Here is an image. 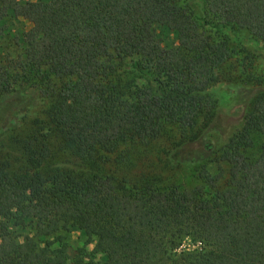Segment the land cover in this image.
<instances>
[{
    "label": "trees",
    "instance_id": "obj_1",
    "mask_svg": "<svg viewBox=\"0 0 264 264\" xmlns=\"http://www.w3.org/2000/svg\"><path fill=\"white\" fill-rule=\"evenodd\" d=\"M7 15L29 27L5 44L15 56L0 48V94L27 81L48 103L17 136L18 157L0 151V264H264V76L220 106L205 92L230 51L201 29L264 42V0H0ZM126 57L149 83L114 85ZM203 130L225 144L198 146ZM163 137L161 161L150 144ZM130 151L192 164L198 182L165 183L150 167L132 177ZM186 238L200 246L178 250Z\"/></svg>",
    "mask_w": 264,
    "mask_h": 264
},
{
    "label": "rangeland",
    "instance_id": "obj_2",
    "mask_svg": "<svg viewBox=\"0 0 264 264\" xmlns=\"http://www.w3.org/2000/svg\"><path fill=\"white\" fill-rule=\"evenodd\" d=\"M183 6L188 5L189 0H178ZM199 16L203 17V13L200 8H197ZM210 21L211 18L208 17ZM5 28L0 36V48L4 47L5 51H10L11 56H15L19 50H15L14 47L5 45L6 43H12V35H19L23 29L29 27V24L10 16H5L0 26ZM204 36L209 37L213 41H224L227 43V47L230 51V57L223 64L217 75L216 81L208 87L205 94L214 98L220 106L227 104L232 96L244 89L248 84H252L249 77L264 76V42L254 38L247 30L239 27H233L229 31L221 30L220 26L215 27L214 21L209 22L208 25L201 26ZM8 33L10 35H8ZM163 38L172 42L174 39L173 33L164 30L161 33ZM115 70L112 75L114 85L126 86L132 90L137 86L146 85L149 83V76L145 72V69L136 67L135 64H139L140 61L136 57H126L123 59H116ZM245 86V87H244ZM16 95L23 96V103L19 106H14L11 101L15 99ZM0 123L8 121L6 125L0 126V151L4 153L9 159L15 160L18 155V148L16 145V138L22 135V130L25 126H30L34 119H42L44 117L46 105L48 100L40 95L38 89L31 82H24L21 85L15 86L10 94H0ZM232 122H238L240 120L239 115L232 116ZM3 120H2V119ZM241 126V123L233 128L228 136H231ZM176 137V131L172 132ZM201 145L206 149L213 148L217 150L221 148L226 139L224 135H218L214 130L207 132ZM178 135V134H177ZM227 136V137H228ZM254 141L258 144L259 137H254ZM154 150L153 153L161 161H163L166 152L169 149L168 141L166 137L160 140L159 143L152 142L150 144V150ZM134 151H141V147H136ZM153 153L150 152L149 157H145L142 160L137 159L134 152H129L130 162L129 168L132 169L128 172V175L134 177L141 170H147L149 167L155 172H159L161 169L164 175V182L180 183L188 187H192L198 180L195 177L194 166L192 164H186L183 167H176L174 164L169 163L165 165L160 163L153 157ZM222 168L226 172L227 165L222 163ZM124 167V166H123ZM209 170L214 172L218 169V164L215 161L208 163ZM120 174V172H119ZM83 235L74 230L71 233V241L73 244L78 245L83 242ZM199 243L192 241L189 238L183 240L178 250L186 249L193 250L199 247ZM92 245H89V249H92Z\"/></svg>",
    "mask_w": 264,
    "mask_h": 264
}]
</instances>
